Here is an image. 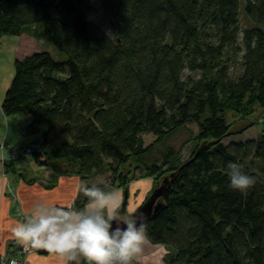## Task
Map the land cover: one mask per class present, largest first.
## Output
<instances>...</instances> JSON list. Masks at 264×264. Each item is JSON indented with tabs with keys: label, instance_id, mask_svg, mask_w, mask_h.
Masks as SVG:
<instances>
[{
	"label": "trees",
	"instance_id": "16d2710c",
	"mask_svg": "<svg viewBox=\"0 0 264 264\" xmlns=\"http://www.w3.org/2000/svg\"><path fill=\"white\" fill-rule=\"evenodd\" d=\"M98 2L112 34L88 18ZM23 33L65 54L17 56L1 102L26 114L27 134L46 123L39 164L88 180L109 171L94 183L123 191L136 177L168 186L143 222L168 250L161 264H264V128L223 141L227 110L258 103L264 119V0H0V36ZM183 130L186 157L172 142ZM229 162L255 177L246 194L229 188ZM86 204L80 192L73 207Z\"/></svg>",
	"mask_w": 264,
	"mask_h": 264
},
{
	"label": "clouds",
	"instance_id": "9594fccd",
	"mask_svg": "<svg viewBox=\"0 0 264 264\" xmlns=\"http://www.w3.org/2000/svg\"><path fill=\"white\" fill-rule=\"evenodd\" d=\"M227 169L232 190L246 194L256 183L240 164L229 162ZM79 191L87 198L81 209L37 202L24 222L12 229L17 242L46 250L63 264H80L81 259L87 264H159L163 246L153 244L147 224L135 217L120 219L118 189L93 183L82 184Z\"/></svg>",
	"mask_w": 264,
	"mask_h": 264
},
{
	"label": "crops",
	"instance_id": "0c3cea01",
	"mask_svg": "<svg viewBox=\"0 0 264 264\" xmlns=\"http://www.w3.org/2000/svg\"><path fill=\"white\" fill-rule=\"evenodd\" d=\"M36 41L35 37L25 33L0 36V109L5 90L13 76L14 59L35 49ZM25 115H7L0 111V253L16 258V264H63L53 254L21 245L12 234V229L24 222L37 202L73 207L80 194L79 187L84 182L76 172H56L45 164L36 167L32 164V156L17 157L3 164L2 156L7 155L8 147H1V144L11 145L17 141L18 124L25 121ZM27 143L25 141L22 145ZM147 185L145 180L142 183L133 181L130 182L128 190H140L142 197L146 193ZM118 190L123 201V189ZM125 210L127 211V205ZM21 247L24 250L17 251Z\"/></svg>",
	"mask_w": 264,
	"mask_h": 264
},
{
	"label": "rangeland",
	"instance_id": "374dc122",
	"mask_svg": "<svg viewBox=\"0 0 264 264\" xmlns=\"http://www.w3.org/2000/svg\"><path fill=\"white\" fill-rule=\"evenodd\" d=\"M96 7L92 10V12H90L88 14V18H90L92 21H95L101 28L105 29L108 33L112 34V28L110 25V18L107 15V12L105 10V6H103V4L101 2H98L96 5ZM239 19L241 22V26H247L250 22L248 17L246 16L245 12L242 10V7L240 9V14H239ZM35 48L37 49H46L48 51H50L55 57L58 58H64L65 54L58 51L55 46L44 40V39H39L36 41V46ZM190 75L192 76H196L198 75V72L194 71V72H189ZM19 114V113H16ZM20 114H23V112H20ZM14 115L15 114H11ZM26 117V115H25ZM226 119L228 122L231 123V127L234 129L233 132L230 133V135L226 136L223 141L225 143L229 142L231 139L233 140H241V139H248V138H252V137H257L263 130L264 128V119H263V113H262V109L261 107L258 105V103H255L251 109L249 110L248 114H243L242 112H237L233 109H229L227 110L226 113ZM188 127L191 129L192 133H196L197 129H198V125L192 121H188L187 122ZM25 127V121H21L20 124H18V129H17V141L15 143H12L11 145H22L25 141H29V139L33 138L34 136L38 135L39 133L43 132L44 129L46 128V123L42 122L40 123V129L38 132L34 133V134H24L22 129ZM188 132L187 131H179L175 134V136L172 138V142L174 144H176L177 146H183V156L186 157L188 152H189V148H190V142H186L185 140L188 137ZM143 137L145 139V142H149L151 140H153V138L155 137L154 135H152L149 132H145L143 133ZM29 156H32L29 155ZM44 156V155H43ZM24 157V156H23ZM44 159V158H43ZM32 164H35V166L37 167L38 165H40L37 161H35L34 159L31 158ZM57 163V162H56ZM55 162H51L48 166H50V168L53 171H60L61 169H63L64 167H62V165L60 164H56ZM110 175L109 171H105L102 174H99L98 176H96L94 179H83V184H88L90 183H94V182H100V181H104L108 176ZM147 181V189H146V193L144 196H140V190H137L132 192L128 190V196L126 198V204H127V212L128 214H131L134 209L145 199L146 196H148L151 193V189L154 186V180L152 177H136L133 178V180H131V182H144ZM142 181V182H141ZM118 189V188H117ZM133 200V202L131 203V201ZM121 205V204H120ZM121 213V212H120ZM128 218L127 214H123L121 215V218ZM164 252H163V260L162 262L165 261V259L167 258L166 256L168 255V250L167 248L164 246ZM161 262V263H162ZM160 263V264H161Z\"/></svg>",
	"mask_w": 264,
	"mask_h": 264
},
{
	"label": "water",
	"instance_id": "95a60500",
	"mask_svg": "<svg viewBox=\"0 0 264 264\" xmlns=\"http://www.w3.org/2000/svg\"><path fill=\"white\" fill-rule=\"evenodd\" d=\"M170 175H173L172 173ZM167 178V177H166ZM164 178V183L167 181ZM168 186H164V184L160 186H156L155 189L134 209L131 213L133 217H135L139 222H144L146 219L152 217L155 212L163 205V202L157 199V196L160 194L165 195L166 197V190ZM124 198L121 202L122 207L118 210L119 212H123L126 209V197L128 195V188H125L124 191ZM121 220H124L120 217ZM42 252H47L46 250H42Z\"/></svg>",
	"mask_w": 264,
	"mask_h": 264
},
{
	"label": "built area",
	"instance_id": "2783aa9c",
	"mask_svg": "<svg viewBox=\"0 0 264 264\" xmlns=\"http://www.w3.org/2000/svg\"><path fill=\"white\" fill-rule=\"evenodd\" d=\"M1 112H3L0 109ZM27 121V119H25ZM23 133L26 135V131L23 128ZM41 138H31L29 139L28 143L25 145H10V144H1V147L6 145L8 147V153L6 156H2V162L3 164L8 160H14L17 157L21 156H29L33 153H38V157L40 159H43L44 156L41 152V146H40ZM67 208V207H65ZM24 248H17V251H23ZM15 260L17 262V259L14 257H9L6 253H0V264H10L11 261Z\"/></svg>",
	"mask_w": 264,
	"mask_h": 264
},
{
	"label": "bare ground",
	"instance_id": "6f19581e",
	"mask_svg": "<svg viewBox=\"0 0 264 264\" xmlns=\"http://www.w3.org/2000/svg\"><path fill=\"white\" fill-rule=\"evenodd\" d=\"M155 246H157V248H159V246H161V245L158 243ZM159 252H160L159 264H160L162 262V260H163L162 255H163V252H164V248L163 247L162 248H159ZM152 264H156V261H153Z\"/></svg>",
	"mask_w": 264,
	"mask_h": 264
},
{
	"label": "flooded vegetation",
	"instance_id": "af4514ba",
	"mask_svg": "<svg viewBox=\"0 0 264 264\" xmlns=\"http://www.w3.org/2000/svg\"><path fill=\"white\" fill-rule=\"evenodd\" d=\"M125 204H126V203H125ZM126 205H127V204H126ZM120 207H121V206H120ZM120 207H119V209H120ZM123 214H127V215H128V218H129V217H133V215H132V214H128V212H127L126 210H124V211L121 212V213L119 212L120 217H121V215H123ZM122 219H127V218H124V217H123Z\"/></svg>",
	"mask_w": 264,
	"mask_h": 264
}]
</instances>
